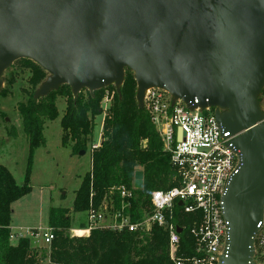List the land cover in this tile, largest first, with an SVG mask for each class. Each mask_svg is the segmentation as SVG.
<instances>
[{
  "label": "water",
  "instance_id": "obj_1",
  "mask_svg": "<svg viewBox=\"0 0 264 264\" xmlns=\"http://www.w3.org/2000/svg\"><path fill=\"white\" fill-rule=\"evenodd\" d=\"M209 1L212 6L197 0H0V83L20 59L48 75L36 97L62 85L74 96L113 84L118 91L129 69L141 109L145 90L157 87L190 108H215L241 160L222 198L228 232L220 264H255L253 237L264 217V118L257 103L264 85V0ZM142 180L135 172L136 190Z\"/></svg>",
  "mask_w": 264,
  "mask_h": 264
},
{
  "label": "trees",
  "instance_id": "obj_2",
  "mask_svg": "<svg viewBox=\"0 0 264 264\" xmlns=\"http://www.w3.org/2000/svg\"><path fill=\"white\" fill-rule=\"evenodd\" d=\"M18 61L24 62L29 70L31 77L28 82L35 89L44 80V72L29 60ZM135 94L134 75L127 71L122 86L113 94L105 93L104 89L94 92L83 89L74 96L68 85H62L45 97L31 93L24 103L18 105L30 155L44 144L45 122L59 117L58 99L65 101L60 119L61 143L63 146L71 145L72 154L86 152L92 138L94 119L104 114L101 143L97 150L90 152V170L75 192L72 213H84L90 204L98 207L108 199H113L118 207L120 199L115 188H130L134 173L140 171L143 174L142 189L134 192L129 211L132 220L138 221L144 210L149 211L153 191H165L177 185L176 171L169 163V155L163 152L162 142L149 115L137 105ZM107 95H112V99L108 109L103 111L102 104ZM261 96L264 98V89ZM8 135L14 136L15 131L10 130ZM27 181L28 172L24 184L18 186L8 170L0 165V264L42 262L28 238H20L16 245L10 243L11 205L30 191ZM174 214L176 224L184 228L180 234V253L186 256L194 249L188 227L195 216L182 215L177 207ZM48 227L54 235L48 247L50 264H171L167 257V233L156 226L152 227L149 235L142 236L93 231L88 238H70L71 211L51 207Z\"/></svg>",
  "mask_w": 264,
  "mask_h": 264
},
{
  "label": "built area",
  "instance_id": "obj_3",
  "mask_svg": "<svg viewBox=\"0 0 264 264\" xmlns=\"http://www.w3.org/2000/svg\"><path fill=\"white\" fill-rule=\"evenodd\" d=\"M111 99L112 95H107L103 100V111L108 109ZM142 106L162 142L163 152L169 155L177 185L165 191H153L149 211L144 210L138 221H133L129 212L130 201L137 191L133 182L130 188L117 187L118 207L113 199L104 200V206L90 204L83 213L84 223L70 227L68 235L84 239L93 231H109L142 236L149 235L156 226L167 233V257L171 264H220L226 251L228 232L222 198L241 163L239 152L232 145L235 137H230L218 125L215 108H190L159 88L145 90ZM101 139L102 126L100 140L91 145L90 152L99 148ZM178 203L182 205L178 206ZM176 207L182 215L195 216L188 227L194 249L186 256L180 253V234L176 229L179 227L183 232L184 228L176 224ZM258 228L253 237V262L264 264V217ZM17 238H28L30 242L49 247L54 235L48 227L46 230H29L26 237L11 235L10 241H18ZM41 264H50L49 257Z\"/></svg>",
  "mask_w": 264,
  "mask_h": 264
},
{
  "label": "rangeland",
  "instance_id": "obj_4",
  "mask_svg": "<svg viewBox=\"0 0 264 264\" xmlns=\"http://www.w3.org/2000/svg\"><path fill=\"white\" fill-rule=\"evenodd\" d=\"M127 71L130 70L124 69V77ZM44 74L42 83L48 78L47 73ZM30 77L24 62L16 61L3 72L0 83V165L8 170L18 186L24 184L28 172L27 183L30 191L11 205L12 233L24 237L29 230L48 228V211L51 207L71 211V228L84 223L85 215L72 213V204L83 176L90 170V147L99 142L103 121L101 115L94 119L92 138L86 152L83 155L72 154L71 145L63 146L61 143L60 119L65 101L58 99L59 117L54 121L45 122L44 144L30 155L17 111L18 105L24 103L31 93L36 95L42 85L41 83L35 89L31 88L28 82ZM117 88L118 86L113 84L104 88V91L113 94ZM263 89L264 85L257 96V103L264 118V98L261 96ZM12 129L15 135L9 136L8 133ZM104 205L102 202L99 206ZM13 240L15 243V239ZM31 245L36 247L41 261H46L49 248L33 242Z\"/></svg>",
  "mask_w": 264,
  "mask_h": 264
},
{
  "label": "bare ground",
  "instance_id": "obj_5",
  "mask_svg": "<svg viewBox=\"0 0 264 264\" xmlns=\"http://www.w3.org/2000/svg\"><path fill=\"white\" fill-rule=\"evenodd\" d=\"M197 1H198L199 3H202V4H207V5H210V6L213 5V4L211 3V1H209V0H197ZM157 88H158V87H157ZM159 89H161V90H163V91L169 93V91L166 90V89H164V88H159Z\"/></svg>",
  "mask_w": 264,
  "mask_h": 264
},
{
  "label": "crops",
  "instance_id": "obj_6",
  "mask_svg": "<svg viewBox=\"0 0 264 264\" xmlns=\"http://www.w3.org/2000/svg\"><path fill=\"white\" fill-rule=\"evenodd\" d=\"M101 116H102V119H103V115H101ZM10 230H11V235H13V236H15V237H16V236H17V237H18V236H21V235H18L17 233H14V234H13V233H12L11 226H10ZM23 237H24V236H23ZM17 240H18V238H17ZM13 241H14V240H11L10 243H11L12 245H16L17 241L15 240V243H14Z\"/></svg>",
  "mask_w": 264,
  "mask_h": 264
}]
</instances>
